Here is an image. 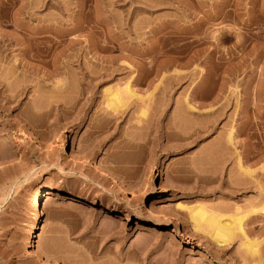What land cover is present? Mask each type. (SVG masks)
<instances>
[{
    "label": "rangeland",
    "instance_id": "obj_1",
    "mask_svg": "<svg viewBox=\"0 0 264 264\" xmlns=\"http://www.w3.org/2000/svg\"><path fill=\"white\" fill-rule=\"evenodd\" d=\"M79 1L0 0V264H43L45 183L33 244L55 264H264V0ZM130 76L151 97L106 108ZM197 202L246 214L257 254L194 230Z\"/></svg>",
    "mask_w": 264,
    "mask_h": 264
},
{
    "label": "bare ground",
    "instance_id": "obj_2",
    "mask_svg": "<svg viewBox=\"0 0 264 264\" xmlns=\"http://www.w3.org/2000/svg\"><path fill=\"white\" fill-rule=\"evenodd\" d=\"M138 1L143 4L145 3L143 0H138ZM83 2L84 0L79 1L78 4L80 7L82 6ZM98 2L99 0H97L96 6L98 5ZM46 28L48 29L49 27L46 26ZM5 74L2 76L3 80L4 79L7 80L6 78H10L9 75H5ZM132 77L133 76H130L129 79L125 81V83L120 87L116 86L115 88H110V87L104 88L103 91H104V96L106 100L105 101L106 108H109L111 111H118L124 105L123 101L127 99V97L129 98L135 97V98H141V99L143 98L149 99L151 97L152 90L146 92L145 94H138L133 91L131 87V81H130ZM3 86H6V85H3ZM9 88H8V91L11 92V95H12L13 89L11 88L12 90H10ZM8 95L6 97V101L7 99H10V96ZM3 99L5 98L3 97ZM186 105L185 107H188L189 109H194L193 106H191L190 104L187 103ZM141 113H143V111H141ZM39 135H40V131L38 129H34L33 134H29L30 137H35ZM227 142L229 144H232L233 142V135H232L231 130L228 131ZM27 153H28V150L25 148L17 152V158L19 155L18 161H21L22 159H24ZM72 155H74V153L71 150L67 156H72ZM5 163L6 162H0V168L3 167ZM93 167H95V165H93ZM237 167L241 172L245 174L251 171L247 168L242 167V165L240 164L239 158H237ZM262 167L263 168L261 169L264 170V165ZM31 169L32 170L30 172L33 171L32 173L34 172L41 173L43 170V167L42 165H39L38 163H36ZM30 172L28 173L29 175L26 176V179H29V177L31 176ZM121 183H125L124 178H121ZM255 185L259 188L262 201L259 203V207L257 209H254L253 207H251L248 210V212L261 211L264 213V191L261 189V185L259 184L258 181H255ZM51 192H52L51 185L49 183H45L43 185H38L37 188H35V190L29 196V210H30L29 220L30 221H29V228L25 235V242L27 244V248L29 249L30 256L36 257L43 264H55V263L51 262L49 260V257L38 254V252L34 248L33 242L39 230V224H40V219H41V203L43 200L47 201L50 198L49 196ZM70 195L72 198L76 199V197H79L80 201H85V203H90L88 200H85L84 197L78 196L75 188H73L70 191ZM178 207L185 208V210L187 211V216L189 220L191 221V224H192L191 226L194 230L206 234L212 240H214L217 244L228 243L232 239L234 234L236 232H239L240 234L243 235V238H244L243 243H242L243 251L250 256L252 255L254 256L257 254L258 242L246 238L243 232V229H242L244 216L246 214H242L239 216L219 214L209 209L206 205H204L201 202H197L194 205L188 206V207L178 204Z\"/></svg>",
    "mask_w": 264,
    "mask_h": 264
}]
</instances>
